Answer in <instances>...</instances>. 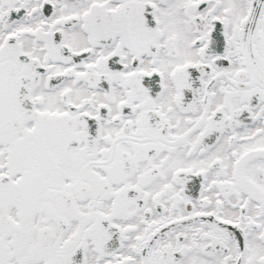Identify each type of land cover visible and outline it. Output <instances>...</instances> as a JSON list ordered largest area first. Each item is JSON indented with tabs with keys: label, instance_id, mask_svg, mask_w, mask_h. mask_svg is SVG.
Instances as JSON below:
<instances>
[{
	"label": "snow or ice",
	"instance_id": "obj_1",
	"mask_svg": "<svg viewBox=\"0 0 264 264\" xmlns=\"http://www.w3.org/2000/svg\"><path fill=\"white\" fill-rule=\"evenodd\" d=\"M0 264H264V0H0Z\"/></svg>",
	"mask_w": 264,
	"mask_h": 264
}]
</instances>
